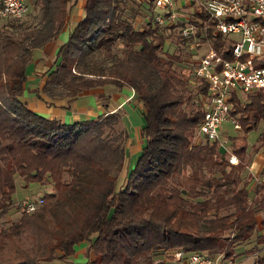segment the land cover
I'll use <instances>...</instances> for the list:
<instances>
[{
  "label": "trees",
  "instance_id": "trees-1",
  "mask_svg": "<svg viewBox=\"0 0 264 264\" xmlns=\"http://www.w3.org/2000/svg\"><path fill=\"white\" fill-rule=\"evenodd\" d=\"M29 1V20L0 21V217L19 211L0 226V264L65 262L83 241H89L85 264H164L177 250L227 258L253 236L264 246L257 234L264 228V164L255 179L247 176L251 183L242 176L245 134L259 123L253 151L264 150V89L231 99L241 130L229 138L232 165L218 142L194 140L206 83L179 71L180 57L164 48L171 35L164 31L173 26L155 24L145 3L81 0V17L57 44L37 97L68 109L93 88L132 91L143 146L116 188L128 139L120 112L63 123L22 100L34 52L57 40L77 0ZM137 16L141 22L133 26ZM193 19L207 25L202 41L229 60V38L213 36L204 14L194 12ZM16 177L49 185L35 211L12 203ZM252 264H264V256Z\"/></svg>",
  "mask_w": 264,
  "mask_h": 264
},
{
  "label": "built area",
  "instance_id": "built-area-1",
  "mask_svg": "<svg viewBox=\"0 0 264 264\" xmlns=\"http://www.w3.org/2000/svg\"><path fill=\"white\" fill-rule=\"evenodd\" d=\"M150 6L152 21L158 26L177 27L181 39H192L191 45L206 44L204 54L193 62L189 75L206 83V93L201 96L202 118L196 134L198 139L218 142L228 163L234 165L236 158L230 154L226 143L219 141L224 122L239 130L230 114L231 99L264 89V0H132ZM190 8L179 20L176 11ZM32 6L29 0H0V21L21 19ZM194 12L202 13L212 22V35L228 37L230 59H223L205 38L206 24L196 19L188 21ZM177 23H180L177 25ZM197 138V137H196ZM195 141H198L197 139ZM42 200L24 197L17 202L20 211H35ZM164 264H243L235 254L224 258L221 254L209 256L203 252L177 250L164 259Z\"/></svg>",
  "mask_w": 264,
  "mask_h": 264
},
{
  "label": "crops",
  "instance_id": "crops-1",
  "mask_svg": "<svg viewBox=\"0 0 264 264\" xmlns=\"http://www.w3.org/2000/svg\"><path fill=\"white\" fill-rule=\"evenodd\" d=\"M81 5L78 9H71L65 25L60 30L57 40L51 43L46 44L43 48L34 52L33 59L30 64L26 68V81L24 84V90L22 93V100H24L27 104V107L34 113L46 117L57 119L63 123H71L77 120H85V119H94L98 116L118 111L123 114L122 116V125L124 127L129 124L128 116L126 118V114L124 117V107L125 102L130 103L132 100V91L127 89L115 90L113 87L105 86L103 88H93L90 90H86L81 92L75 101L70 104L68 109L63 108L62 101H53L52 104L47 105L43 100L37 97V91L41 88L44 78L45 72L51 68V64L54 61L53 56L56 51L57 44L64 42L68 37L73 25L80 19L81 17ZM138 103V102H137ZM124 105V106H123ZM140 112L141 117V107L138 104L137 107ZM122 110V112H121ZM137 125L140 128L143 126V120L137 118ZM127 130V129H126ZM129 138L134 137L131 133L128 134ZM127 135V136H128ZM143 146V141L138 139L136 144H131L129 140H127L125 154V161L131 157L139 154V150ZM264 155V154H263ZM130 165V164H129ZM130 167H128L129 169ZM250 174L247 176H252L254 179L256 178L259 170L256 172V176L251 174L250 169H247ZM262 229L258 228V232ZM89 241H83L74 245L73 247V255L67 260V262H77L85 264L86 258L85 253L88 246ZM264 247L263 245H255V240L249 246V248L245 251L239 250L240 248H236V251H241L248 257H256L258 253L264 250L261 249ZM238 254H235L237 257ZM253 262V260H252ZM48 264H65V262L53 261ZM252 264V263H251Z\"/></svg>",
  "mask_w": 264,
  "mask_h": 264
},
{
  "label": "rangeland",
  "instance_id": "rangeland-1",
  "mask_svg": "<svg viewBox=\"0 0 264 264\" xmlns=\"http://www.w3.org/2000/svg\"><path fill=\"white\" fill-rule=\"evenodd\" d=\"M80 3H81V0H77L76 3L73 5V7H71V9H78L80 7ZM32 12H33L32 10H29V12L25 16H23L21 19L29 20ZM186 12L187 13L190 12V8L184 7L183 9L177 10L176 16L180 20L185 16ZM2 21H5V20H2ZM140 22H141V19L138 16L134 17L132 19V25L133 26H137ZM168 32H170L171 35L169 37L165 38V42L167 43V45H165L164 48H166L167 52H169V53L173 52L174 54H177L180 57V60L182 63L179 64L177 69L179 71L184 70V72H186L189 70L187 67L192 65L193 62L196 61L197 58L201 54H204V51L206 50V44L203 42H198L197 45L193 46V45H191V43L193 42L192 39L180 40L177 37L178 36V28L177 27H173L172 30H165L164 34H167ZM183 64L186 65V68L184 67ZM132 97L133 98H132L130 103L125 102V104H124L125 107L123 110L124 117H125V114H126V118H127V115H129L128 116V123L129 124L125 128L124 127L125 125H122V123H120L119 129H121V128L124 129L126 131L127 135L129 133H131V135H133L134 137L129 138V135H128L127 140H129V142H131V144L132 143L136 144L138 139H139L138 130L140 128V126L138 127V125H137V118H139L141 120L142 116L140 117V112L137 109L138 103L135 100L133 94H132ZM121 112H122V110H121ZM122 116H123V114H122ZM261 128H262V124L259 123V124H257V126L254 129L248 131L245 134L246 160H247L248 168L250 169L251 174H253L254 176H256L255 175L256 172L264 164V155H263L264 150L262 148H258L256 151H253V147L257 146L256 139H257L258 134L261 131ZM240 134H241V130H234L228 122H224L221 126V131L219 133V141L224 142V143H226V146H229V144H230L229 138L230 137H236L237 135H240ZM198 138L199 137L195 133L194 140L197 139L198 141H200ZM126 144H127V141H126ZM125 149H126V147H125ZM137 156L138 155L131 156L124 162V165H123L124 167H123L122 171L118 174L117 179H116V188H118L123 183L126 172L128 171V167H130L129 169H131L133 167V165L136 162ZM247 174H250L248 170H245L242 173L244 181L249 180L247 178ZM248 182H250V181H248ZM49 190H50L49 185L40 186V185H37L35 183L24 185L23 182H21V180L16 177L14 179V191L11 195V201H12V203L16 204L17 202L22 200L24 197H30V196L31 197H38L42 193L48 192ZM248 196H249V198H252V193L249 192ZM18 215H19V211L15 210L14 208H11L8 211V214L0 217V226L4 225L6 223V221H8V220L15 219ZM257 234L258 235H264V228L260 232H258ZM253 240H254V236L252 238H250L248 241L242 243V245H240L238 247V248H240L239 250H242V251L247 250L249 248V246L253 243ZM263 248L264 247H262L261 249H263ZM239 250L236 251V253H235V254H238V256L235 257V259L237 262H241L243 264H251L252 260H254L256 257L264 256V250H263L262 252L258 253L256 257L254 256V257L246 258V255ZM65 264H77V262L65 261ZM78 264H80V263H78ZM82 264H83V262H82Z\"/></svg>",
  "mask_w": 264,
  "mask_h": 264
}]
</instances>
